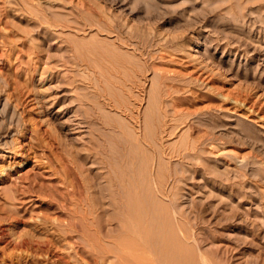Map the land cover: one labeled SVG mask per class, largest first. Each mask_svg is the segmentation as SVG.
I'll list each match as a JSON object with an SVG mask.
<instances>
[{
    "label": "rangeland",
    "instance_id": "rangeland-1",
    "mask_svg": "<svg viewBox=\"0 0 264 264\" xmlns=\"http://www.w3.org/2000/svg\"><path fill=\"white\" fill-rule=\"evenodd\" d=\"M151 1L160 13H148ZM133 9L131 0H0V169L12 164L22 178L20 191H0V264H88L81 233L42 250L22 243L43 238L44 219L60 224L62 194L77 200L70 173L86 183L69 206L91 211L102 247L128 233L146 188L151 217L163 213L159 223L176 227L197 264H264V0H142ZM130 116L142 117L145 138ZM163 121L177 124L166 136ZM113 123L123 126L118 149L159 172L130 185L121 164L120 197L131 198L116 214L97 189ZM111 254L93 264H114Z\"/></svg>",
    "mask_w": 264,
    "mask_h": 264
},
{
    "label": "bare ground",
    "instance_id": "bare-ground-1",
    "mask_svg": "<svg viewBox=\"0 0 264 264\" xmlns=\"http://www.w3.org/2000/svg\"><path fill=\"white\" fill-rule=\"evenodd\" d=\"M115 4H117L118 2H122V1H124V0H112ZM132 1V3H133V7H134V9H136V10H140L141 9V3H142V0H131ZM210 4V3H209ZM208 4V6H209V8L211 7L210 5ZM148 9H147V11H148V13L149 14H152V15H155V14H158V13H160V11H158V9L161 7L160 5H159V3L158 2H156V1H151V2H149L148 3ZM207 5L205 6V7H208ZM162 8V7H161ZM208 8V9H209ZM133 9V10H134ZM207 9V11H210L211 12V9L210 10H208ZM213 11V10H212ZM4 12V11H3ZM2 12V13H3ZM205 12V9H204V11H203V13ZM209 12V13H210ZM5 13V12H4ZM3 13V14H4ZM212 13V12H211ZM105 14V13H104ZM206 15V14H205ZM204 16V15H203ZM202 17V16H201ZM30 18V17H29ZM204 19H205V17H204ZM209 21V20H208ZM34 22V21H33ZM35 24V23H34ZM119 31H120V29H118ZM33 72V71H32ZM31 71H30V73H32ZM31 75V74H30ZM136 83H138V82H136ZM139 84V83H138ZM137 84V85H138ZM136 85V84H135ZM23 86H24V84H23ZM114 86V85H113ZM106 87H108V86H106ZM30 88V87H29ZM32 90H33V88H31ZM30 90V89H29ZM142 91H143V89H142ZM105 92V91H104ZM103 93V92H102ZM112 94H114V93H112ZM133 94V93H132ZM134 95V94H133ZM137 95V94H136ZM103 96V95H102ZM107 96V95H106ZM112 97H113V95H111ZM109 97H110V95H109ZM111 97V98H112ZM117 97V96H116ZM136 97H137V99H138V95L137 96H135V99H136ZM184 97V96H183ZM19 99V98H18ZM29 99V98H28ZM110 99V98H109ZM116 99V98H115ZM182 99V98H181ZM17 100V99H16ZM33 100V99H32ZM118 100V99H117ZM139 100V99H138ZM175 100V99H174ZM173 100V101H174ZM183 100V99H182ZM20 101V100H19ZM19 101H18V103H19ZM111 101V100H110ZM112 101H114V105H116L114 108L115 109H117V103H118V101L116 102V104H115V100H112ZM103 103V102H102ZM20 104V103H19ZM106 105V104H105ZM16 106V105H15ZM108 106V105H107ZM112 106H113V104H112ZM110 108V107H109ZM132 108V107H131ZM125 110H126V108H124ZM114 110V109H113ZM128 110H129V108H128ZM179 112V111H178ZM146 113V112H145ZM144 113V114H145ZM133 113H131V114H129V115H132ZM139 114V113H138ZM127 115V114H126ZM137 115V114H136ZM141 116V115H140ZM140 116H130V119H131V117L133 118V119H135V120H133V121H135L136 122V124H137V126H138V128L139 129H136L135 128V130H137V132H140V134H142V138L144 137L145 138V136H144V131L143 130H145V129H143V124H144V121H143V119H141L140 118ZM143 116V115H142ZM128 118V117H127ZM144 118V117H143ZM144 120H145V118H144ZM148 120V119H147ZM146 120V121H147ZM173 121V120H172ZM77 124V123H76ZM193 124V123H192ZM98 125V124H97ZM145 125V124H144ZM121 125L119 124H115V123H113L112 125H111V127L110 126H108V128L110 127V130H111V133H112V138H113V144H111V149L110 150H108L107 151V154H108V161H107V163L109 162V164H108V166H109V168H108V171H107V173H106V175L105 176H103L102 177V179H103V182H104V185H100V186H102L103 188H101L102 189V191L100 192V186L97 188V189H99V195H100V193H101V197H104L106 200L108 199V201H107V203H108V205H109V207H111V209H112V211H114V213H115V210L119 207V209H121L120 207L122 206V203H121V206H120V204H119V201H124L125 199H129V197H127V198H121L120 197V195H121V193H120V191H119V188H120V184L119 183H121V182H119L120 181V179H119V171H118V169H119V166L122 164V166H123V168H124V170L126 171H124L125 172V174H127L126 176V179L128 180V183L130 182V185H131V182H132V184L133 183H135L136 182V180H138L139 179V181L141 180V181H143L142 179H140V178H149L150 176H151V178H152V175L153 176H157L158 177V173L157 172H146L145 173V171L143 172L142 171V166H143V161H144V159H143V161H142V159H140V157H139V155H137V154H134V152H133V154H130V155H128V154H126L125 152H124V150H125V146L124 145H122V147H124V148H120V150L118 149V147H119V140H118V136L116 135V133H117V131H120V129L119 128H121V127H123V126H121ZM161 127H160V132L164 135V136H166L167 135V133H171V131H173L176 127H177V124H175V123H165L164 121H163V123L160 125ZM193 127V126H192ZM195 127V126H194ZM194 127H193V129H194ZM131 128V127H130ZM191 128V127H190ZM134 129V128H133ZM132 129V130H133ZM196 129V128H195ZM131 130V129H130ZM142 131H143V133H142ZM134 132H136V131H134ZM134 132H132V133H134ZM138 134V133H137ZM146 135V134H145ZM136 137V136H135ZM140 137V136H139ZM141 138V140H140V142L141 143H143V142H145V141H143V139ZM136 139V138H135ZM146 140V139H145ZM135 142H136V144H138L139 145V143H138V141H136L135 140ZM19 143V142H18ZM119 144V145H118ZM145 144V143H144ZM19 146V145H18ZM121 146V145H120ZM138 147H141V145L140 146H138ZM16 148V147H15ZM108 148H110V147H108ZM121 149H123V150H121ZM150 149V148H149ZM143 150V149H142ZM11 151H13V147H12V150ZM96 151V150H95ZM94 151V152H95ZM102 151V150H101ZM122 151V152H121ZM121 152V153H120ZM13 153V152H12ZM90 153V152H89ZM121 154V155H120ZM120 155V156H119ZM148 155V154H147ZM121 156H125V158H123V161L120 159L121 158ZM145 158V157H144ZM242 160V159H241ZM157 161V160H156ZM98 162V161H97ZM102 162V161H101ZM105 162H106V160H105ZM21 163H25V162H23V160L21 161V162H17L16 163V165H17V167H21ZM99 163V162H98ZM144 163H148V162H144ZM102 164V163H101ZM100 164V165H101ZM105 165H106V163H105ZM2 166V165H1ZM156 166H157V164H156ZM159 166V165H158ZM12 164H9V165H7L6 167H3V168H1L0 169V191H2V192H8V191H10V190H13V189H18L19 191H20V189L19 188H17V187H19L18 185H17V182L19 181V179L21 180L22 178H20L21 176V173H20V171L21 170H15V168H13L12 170ZM65 169H67V168H65ZM8 170H10L11 172L10 173H8V172H6V171H8ZM160 170V169H159ZM158 170V171H159ZM72 171V170H71ZM8 173V174H7ZM68 173V172H67ZM71 174V177H72V180H73V194H75V195H77V200L76 201H81V199H82V190H83V185H85V183L82 185V183L79 181V179L76 177V173L75 174H73V173H70ZM78 175V174H77ZM23 176V175H22ZM37 176V175H36ZM35 176V177H36ZM67 177H68V175H67ZM38 178V177H37ZM81 179V178H80ZM125 179V180H126ZM70 180V179H69ZM131 180H135L134 182L133 181H131ZM85 181V180H84ZM140 181V182H141ZM146 181V180H145ZM144 181V182H145ZM139 182V183H140ZM35 183V182H34ZM51 183H53V182H51ZM68 183V182H67ZM94 183V182H93ZM99 183H100V181H97V182H95V184L98 186L99 185ZM125 183H127V182H125ZM143 183V182H142ZM21 184V183H20ZM103 184V183H102ZM137 184H138V182H137ZM147 184V183H146ZM17 185V186H16ZM49 185V184H48ZM51 185V184H50ZM71 185V184H70ZM122 185V184H121ZM130 185H128V186H130ZM135 185H136V183H135ZM15 186V187H14ZM96 186V187H97ZM124 185H122V187H123ZM140 186H142V184H138L137 185V187L136 186H131L132 188H134V187H136L137 189H140ZM145 186V185H144ZM14 187V188H13ZM32 187V186H31ZM50 187V186H49ZM58 187H61V186H58ZM72 187V186H71ZM90 187V186H89ZM92 187H94V186H92ZM125 187V186H124ZM146 187V186H145ZM51 188V187H50ZM56 188V187H55ZM64 188V187H63ZM87 188V187H86ZM95 188V187H94ZM127 188H129V187H127ZM126 188V189H127ZM132 188H129L130 190H132ZM136 188H134V189H136ZM136 189V190H137ZM58 190V189H57ZM66 190V189H65ZM90 190V189H89ZM88 190V191H89ZM104 190V191H103ZM122 190V189H121ZM128 190V189H127ZM126 190V191H127ZM142 190V189H141ZM140 190V191H141ZM61 191L62 192H64L62 189H61ZM67 191H68V188H67ZM129 191V190H128ZM135 191V190H134ZM143 191V197H136V198H134V196H133V198H134V200H133V205H132V208L134 209H137L136 211H138V212H136L135 211V215H134V220L133 221H131V219L132 218H130V220H129V218L127 217V219L129 220V221H131L132 222V226H130V227H128L127 226V228H128V230H127V234L124 236L123 234H122V236H119L117 239H113V240H115V242L113 243V246L111 247V248H108V247H102V245H100V243L102 244V242H101V239L99 238L100 237V233H99V231L97 230V227H98V225L95 227V225L93 224V222L92 221H90L91 219H89V217H90V215H89V213L91 212V211H89V208H88V211H89V213H87L86 212V210L84 209V208H76L78 205L77 204H75V206L73 205V206H69L70 204H74L76 201H73V203H71L72 202V200H70V199H72V197L73 198H75L72 194H70V195H72V197L71 198H69L70 196H68V194L67 195H63L62 194V196L61 197H63V202H64V204L61 202V204L63 205H61L62 207H60V205H59V207L62 209V208H64V210H61L62 212V215H63V220H61V222H60V224H58V226L57 227H54V226H52L53 224H51L52 222H49L48 220H43V221H41L40 223H37V226L39 227V229H40V231H41V234L43 235V238L41 237V239L39 238V240H29L28 241V238H27V241L24 239V241H22V243H24V245L25 244H30V245H35L36 246V249L35 250H42L43 249V247H49V246H51V244H52V246H54L53 245V241H54V239H56V238H63V240H64V238L65 237H67V235H69L68 234V232L69 231H72V232H74V234H75V232H77V233H81L80 235H79V238L78 239H80V236L82 237V239L83 240H85L86 242H88L89 243V245H90V249H89V251L87 250V257L89 258V259H87V261L89 260V262H88V264H90V262L93 264V262H95L96 260H98V259H96L97 257H100V255H105L106 253L108 254L109 252H111V253H113V254H111V255H113L114 257H115V263L114 264H193L194 263V259L196 258V260H197V262L195 263V264H197L199 261H198V259L197 258H199V257H192L193 256V254H188V252L190 251V250H188V249H186L187 247L185 246V244L184 243H182L181 242V239L179 240V238L176 236V235H178L177 233L176 234H173V233H175L176 231V227H174V230H173V228L171 227V225H169L171 228H169V229H167L166 227H165V225L167 224L166 223V220H165V223L166 224H164V226L162 225V221H160V219L162 218V214H160V219H159V217H158V219L155 217V218H152L151 217V215H150V211L153 209L152 207H151V210L149 209V204H148V198H146V196H147V193H149L148 192V190L145 188L144 190H142ZM23 192V191H22ZM56 192V191H55ZM130 192V191H129ZM14 193V192H13ZM12 192H11V194H12V197L14 198V200L16 199V195H14ZM23 193H25V192H23ZM68 193V192H67ZM95 193V192H94ZM97 193V192H96ZM127 193V192H126ZM138 193H140V192H138ZM7 194V193H6ZM122 194H125V190H124V193H122ZM135 194V193H134ZM133 194V195H134ZM140 194H142V193H140ZM150 194V193H149ZM18 195V194H17ZM24 195V194H23ZM86 195V194H85ZM88 195V194H87ZM138 195V194H137ZM43 196V195H42ZM125 196H126V194H125ZM150 196V195H149ZM11 197V198H12ZM58 197H60V196H58ZM57 197V198H58ZM96 197V196H95ZM94 197V198H95ZM101 197H99V203H102L103 204V202H105V201H103L102 199H101ZM123 197V196H122ZM4 198V197H3ZM2 198V199H3ZM10 198V197H9ZM56 198V199H57ZM103 198V199H104ZM131 198V197H130ZM19 199V198H18ZM53 199V198H52ZM55 199V200H56ZM96 199V198H95ZM98 199V198H97ZM96 199V200H97ZM120 199H122V200H120ZM20 200V199H19ZM58 200H60V199H58ZM86 200V199H85ZM91 200V199H90ZM90 200H88V201H90ZM150 200V199H149ZM5 201H6V199H5ZM10 201H11V199H10ZM17 201V200H16ZM23 201V200H22ZM87 201V202H88ZM92 201V200H91ZM127 200H125L124 202H126ZM129 201H130V199H129ZM151 201L152 200H150L149 201V203H151ZM155 201V200H154ZM13 202H15V201H13ZM60 202V201H59ZM1 203V202H0ZM57 203V202H56ZM84 203V202H83ZM88 203H90V202H88ZM130 203V202H129ZM132 203V202H131ZM11 204V203H10ZM81 204V203H80ZM91 204H93L92 202H91ZM156 205H157V202L155 203ZM159 204V203H158ZM12 205H14V204H12ZM90 205V204H89ZM155 205V206H156ZM1 206V205H0ZM6 206V208H7V206H8V204H6L5 205ZM10 206V205H9ZM16 206V205H15ZM20 206V205H19ZM91 206V205H90ZM125 206L126 205H124V210H125ZM152 206H153V204H152ZM158 206V205H157ZM58 207V208H59ZM80 207V206H79ZM100 207V206H99ZM102 207V206H101ZM129 207V206H128ZM131 207V206H130ZM154 207V206H153ZM2 208V207H1ZM3 208H5V207H3ZM2 208V209H3ZM5 208V209H6ZM95 208V207H94ZM93 208V209H94ZM159 208H160V206H159ZM28 209V208H27ZM91 210H92V208H90ZM102 209H103V207H102ZM161 209V208H160ZM159 209V210H160ZM1 210V209H0ZM10 210H11V208H10ZM60 210V209H59ZM100 210V209H99ZM99 210H97V211H99ZM107 210V209H106ZM127 210V209H126ZM150 210V211H149ZM5 211V210H4ZM13 211V210H12ZM29 211V210H28ZM41 211V210H40ZM92 211H94V210H92ZM132 211H134V210H132ZM132 211H130V212H132ZM6 212V211H5ZM4 212V213H5ZM30 212V211H29ZM103 212H104V210H103ZM124 212V211H123ZM129 212V211H128ZM152 212H154V210L152 211ZM16 213V212H15ZM23 213V212H22ZM33 213V212H32ZM34 213H35V211H34ZM39 213V212H38ZM44 213V212H43ZM117 213V212H116ZM115 213V214H116ZM155 213V212H154ZM160 213V212H159ZM158 213V214H159ZM7 214V213H6ZM10 214V213H9ZM8 214V215H9ZM12 214V213H11ZM19 214V213H18ZM29 214V213H28ZM36 214V213H35ZM42 214V213H41ZM91 214V213H90ZM95 214V213H94ZM97 214V213H96ZM103 214V213H102ZM4 215V214H3ZM43 215V214H42ZM87 215H89V216H87ZM150 215V216H149ZM155 215V214H154ZM6 216V215H5ZM41 216V215H40ZM44 216V215H43ZM48 216H49V214H48ZM54 216H56V215H54ZM131 216V215H130ZM136 216V217H135ZM157 216H159V215H157ZM2 217V216H1ZM10 217H11V215H10ZM53 216H51V218H52ZM100 217V216H99ZM132 217V216H131ZM6 218V217H5ZM41 218V217H40ZM43 218V217H42ZM46 218V217H45ZM95 218V217H94ZM37 219V218H36ZM53 219V218H52ZM52 219H50V220H52ZM60 219V218H59ZM98 219H100V218H98ZM126 219V220H127ZM157 219V220H156ZM92 220H94V219H92ZM163 220V221H164ZM59 221V220H58ZM95 221H97L96 219H95ZM98 221H100V220H98ZM129 221H127L128 223V225L131 223H129ZM141 221H144V223H143V225L145 226V227H143L142 226V222H141V225H140V222ZM159 221L160 222H162V223H159ZM38 222V221H37ZM118 222V221H117ZM126 222V221H125ZM168 222V221H167ZM139 223V224H138ZM34 224V223H33ZM118 224H120V223H118ZM118 224L116 225V226H118ZM126 224V223H125ZM124 224V225H125ZM137 224H138V226L140 225V226H142V227H139V228H137ZM36 225V224H35ZM94 225V226H93ZM100 225V224H99ZM114 225V224H113ZM123 224H122V226H124ZM101 227H102V225H100ZM99 226V227H100ZM111 226V225H110ZM122 226H118L117 228L119 229V227H122ZM126 226V225H125ZM124 226V227H125ZM136 226V227H135ZM168 226V225H167ZM113 227V226H112ZM111 227V228H112ZM115 227V226H114ZM104 228V227H103ZM3 229V228H2ZM101 229V228H100ZM114 229H116V227L114 228ZM124 228H122V229H120V230H123ZM173 230V231H171V230ZM109 230H111V229H109ZM126 230V229H125ZM103 231H105V230H103ZM108 230H106V232H107ZM130 231V232H129ZM105 232V234L107 235V233ZM114 232V231H113ZM120 232V231H119ZM4 233V232H3ZM99 233V234H98ZM112 233V232H111ZM120 233H122V231L120 232ZM104 234V233H103ZM113 234V233H112ZM112 234H110V236L112 235ZM115 234V233H114ZM114 234H113V236H111V237H113V238H116V237H114ZM118 234V233H117ZM31 235V234H30ZM30 235H29V237H30ZM70 235H72V234H70ZM68 236V237H71V236ZM102 235V234H101ZM119 235V234H118ZM116 236V235H115ZM177 238H176V237ZM25 237V236H24ZM34 237V236H33ZM36 237V236H35ZM38 237V236H37ZM72 237H74V236H72ZM71 237V238H72ZM78 237V236H77ZM76 237V238H77ZM109 237V236H108ZM108 237H106V238H108ZM21 238V237H20ZM105 238V237H104ZM38 239V238H37ZM73 240H75V238H72ZM103 239V238H102ZM110 239V238H109ZM173 241H172V240ZM100 240V241H99ZM19 241V240H18ZM57 241V240H56ZM72 241V240H71ZM82 241V240H81ZM84 242V241H83ZM184 242V241H183ZM64 243V242H63ZM74 243V242H73ZM79 244H80V242H78ZM88 243H87V245H88ZM103 243H105V242H103ZM84 244H86V243H84ZM75 245V244H74ZM104 245V244H103ZM107 245H109V244H107ZM16 246V245H15ZM77 246V245H76ZM82 246H83V244H82ZM84 246H86V245H84ZM105 246V245H104ZM185 246V247H184ZM29 247V246H28ZM55 247V246H54ZM110 247V246H109ZM54 249V248H53ZM84 249H86V248H84ZM34 250V249H33ZM34 250V251H35ZM76 250V249H75ZM83 250V249H82ZM46 251H48V250H46ZM55 251V250H54ZM188 251V252H187ZM37 252V251H36ZM51 252H52V250H51ZM50 252V253H51ZM78 252V251H77ZM79 252H81V251H79ZM86 252V251H85ZM191 252V251H190ZM192 253V252H191ZM31 254V253H30ZM33 255H34V253H32ZM32 255V256H33ZM55 255V254H54ZM113 256H111V257H113ZM191 256V257H190ZM194 256H196V255H194ZM85 257V256H84ZM49 258V257H48ZM55 258V257H54ZM105 258V257H104ZM47 259V258H46ZM191 260H193V262H191ZM49 261V260H48ZM204 261V260H203ZM200 262H202V261H200ZM205 262V261H204ZM206 262H207V260H206ZM210 262V261H209ZM96 263V262H95ZM94 263V264H95ZM97 263H98V261H97ZM203 263V262H202ZM208 263V262H207ZM55 264V263H54ZM203 264H205V263H203Z\"/></svg>",
    "mask_w": 264,
    "mask_h": 264
}]
</instances>
